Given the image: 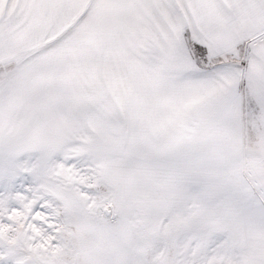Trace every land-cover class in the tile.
<instances>
[{
  "label": "snow or ice",
  "instance_id": "obj_1",
  "mask_svg": "<svg viewBox=\"0 0 264 264\" xmlns=\"http://www.w3.org/2000/svg\"><path fill=\"white\" fill-rule=\"evenodd\" d=\"M0 264H264V0H0Z\"/></svg>",
  "mask_w": 264,
  "mask_h": 264
}]
</instances>
